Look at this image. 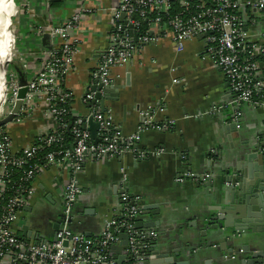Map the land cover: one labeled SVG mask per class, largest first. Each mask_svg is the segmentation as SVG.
I'll list each match as a JSON object with an SVG mask.
<instances>
[{"label": "crops", "instance_id": "crops-1", "mask_svg": "<svg viewBox=\"0 0 264 264\" xmlns=\"http://www.w3.org/2000/svg\"><path fill=\"white\" fill-rule=\"evenodd\" d=\"M23 2L13 66L18 67L27 80L40 70L47 53L41 42L43 34L37 28L48 31L81 7L93 11L83 17L81 32L74 34L80 41V49L73 70L62 85L65 92L72 94L71 116H87L89 111L81 99L92 84V72L108 43L111 28L108 9L114 4L113 0ZM249 30L255 35L256 29ZM207 47L205 39L197 38L178 54L170 38L162 39L156 45L140 46L128 65L116 71L120 75L116 84L123 89L117 91L118 101L107 102L106 106L112 110L115 125L123 133H136L142 125L140 113L145 109L152 111L156 123L172 120L174 126L141 135L136 149L149 153L144 159L125 155L118 159L85 160L84 172L78 178L81 195L74 213V232L97 238L103 220L118 213L120 168L124 167L129 177L128 192L140 196L143 206L154 207L151 210L154 215H144L141 222L159 224L154 228L158 232L155 250L165 253L171 248L180 249L184 252L178 257L182 264L235 262L223 257L229 249L225 239L228 232L209 230L202 236L203 219L221 205L223 186L214 178L218 165H224L223 160L227 163L239 160L246 149L264 141V112L255 104L241 105L236 101ZM259 75L264 80V72ZM174 80L179 84H173ZM231 115L234 120L229 119ZM231 123H235L236 128L226 130ZM6 128L13 149L17 150L28 144L27 135L41 137L55 131L56 125L50 117L42 115L38 106L24 123L9 124ZM155 151L162 152L153 155ZM206 161L214 162V167H210L212 171ZM185 173H209L212 177L206 182L176 183L175 179ZM64 177L62 169L55 168L38 179L36 193L25 206L18 227L27 223L44 235L51 233L48 225L62 203ZM87 210L93 213L86 214ZM253 245L256 244L250 247ZM241 253L242 258L248 254ZM175 258L172 255L174 262Z\"/></svg>", "mask_w": 264, "mask_h": 264}, {"label": "built area", "instance_id": "built-area-1", "mask_svg": "<svg viewBox=\"0 0 264 264\" xmlns=\"http://www.w3.org/2000/svg\"><path fill=\"white\" fill-rule=\"evenodd\" d=\"M113 3L108 9L111 16L108 43L92 72L91 83L97 80L103 88L116 84L120 80L116 71L128 65L140 46L156 45L170 38L180 54L188 42L203 38L208 54L227 79L236 101L255 104L264 112V80L259 75L264 72V0H113ZM92 13L91 9L81 7L48 31L37 28L39 33L49 34L51 51L46 53L40 70L27 80L26 96L11 124L24 123L40 106L42 115L53 120L56 130L43 134L40 145L27 144L14 150L7 125L0 128V264H118V258H123L121 264L156 262L154 242L158 232L136 227L144 214L142 198L128 192L129 177L124 167L120 168L118 213L103 220L100 236L90 238L72 229L75 206L81 195L78 178L84 172L85 160L118 159L125 155L144 159L149 153L136 149L141 135L174 126L172 120L156 123L152 111L145 109L140 113L142 125L136 133L125 134L115 125L111 109L100 113L94 93L88 89L81 100L83 104H91L85 119L91 117L99 124L98 142L94 143L90 133L82 129L84 123L78 118L70 129L73 146L62 148L63 130L69 126L65 119L70 115L67 106L72 98L62 85L72 72L80 49V41L74 34L81 32L83 17ZM144 22L146 31H142ZM249 29H256L255 35ZM7 78L0 120L10 114L19 91L15 73L9 70ZM173 84L179 82L174 80ZM44 147L58 150L47 153L37 165L35 162H40L37 155ZM55 168L62 169L65 175L61 203L64 218L54 242L34 243L21 238L22 226L18 227V222L36 193L38 179ZM11 169L23 171L27 186L19 185L7 196ZM211 177L209 173H185L175 182H206Z\"/></svg>", "mask_w": 264, "mask_h": 264}, {"label": "water", "instance_id": "water-1", "mask_svg": "<svg viewBox=\"0 0 264 264\" xmlns=\"http://www.w3.org/2000/svg\"><path fill=\"white\" fill-rule=\"evenodd\" d=\"M122 18L124 17L122 16ZM134 34L135 33L132 32V37H134L136 41V36ZM49 41V34L47 32L43 33L41 42L47 52L51 51L50 44H48ZM10 62L9 60L6 63L4 71H6ZM11 63L14 69H12V71L17 75L19 91L16 103L10 114L0 120V128L11 124L15 116L19 113L27 93V79L23 76L21 70L18 67H14L13 62ZM4 82H6V75L4 76ZM128 82L127 77L126 85L129 84ZM89 89L94 93V102H98L100 113H104L107 108L106 103L118 101L117 91L123 89V87L114 84L103 88L102 85L98 84L97 80H94ZM85 105L87 108L91 107L89 103ZM78 118H82L84 123L82 129L87 130L94 143H97L99 124L94 122L91 117L88 119H85V116L82 115L80 117H73L67 130L70 131L75 120ZM229 119L234 120V115H231ZM229 127L235 129L236 124L231 123V126L225 127L226 130H229ZM242 154V157L234 162L231 161L227 163L223 160L224 165H218V170L214 171L215 180H219L220 185L223 186L221 205L216 206L213 212L203 219L204 231L201 232V235L205 236L206 232L209 230L222 231L225 234L228 232L227 235H224L225 239L228 240L226 247L229 249L223 253V257L228 261H235L234 263L264 264V141L261 144H256L252 149H246ZM207 156H211V154ZM214 165V162H207L209 171H212L210 167H214ZM208 184L209 182L207 185ZM59 207L60 206L56 208L54 220L48 225L51 227V233L49 235H44L35 231L33 228L29 227V224L24 223L20 228L21 238L33 240L34 243L40 241L54 242L55 234L60 230L64 218L61 207ZM78 207L79 203L76 204L75 209H78ZM153 208L152 206L144 205L143 216H147L148 214L154 215V213L151 212ZM85 213L92 214L93 210H87ZM156 226L158 227L159 224L153 221L149 223L138 222L136 224V227L139 229H154ZM255 235L257 237H255ZM122 237L124 238V236ZM254 243L256 244L253 245L255 247H250ZM241 252L248 254L245 258H242ZM180 253L184 254V252H180L178 248H171L170 251L165 253H160V251L155 250L156 262L154 264H182L178 259ZM172 255L176 257L175 262L172 259ZM122 260L123 258H118L117 263L121 264Z\"/></svg>", "mask_w": 264, "mask_h": 264}, {"label": "bare ground", "instance_id": "bare-ground-1", "mask_svg": "<svg viewBox=\"0 0 264 264\" xmlns=\"http://www.w3.org/2000/svg\"><path fill=\"white\" fill-rule=\"evenodd\" d=\"M14 0H0V104L5 91L4 63L9 60L13 49V39L9 29L12 26Z\"/></svg>", "mask_w": 264, "mask_h": 264}, {"label": "trees", "instance_id": "trees-1", "mask_svg": "<svg viewBox=\"0 0 264 264\" xmlns=\"http://www.w3.org/2000/svg\"><path fill=\"white\" fill-rule=\"evenodd\" d=\"M247 16V18H249V17H251L250 15H246ZM146 24H147V22H144L143 23V25H142V31H146ZM242 57H243V55H242ZM70 105V104H69ZM67 106V110L69 111V112H71L70 110V106ZM85 105V104H84ZM85 107H86V105H85ZM86 109H87V111H89L90 112V110H91V108H87L86 107ZM72 116H71V113H70V115H67L66 117H65V119H66V123L67 124H70L71 123V121H72ZM28 136V138H29V140H28V144H30V145H40L39 143H40V139H41V137H39V136H35V135H32V134H30V135H27ZM63 137H64V140H63V142H62V148L63 147H66V148H71L72 146H73V143H74V138H73V136H72V134H71V132L69 131V130H67V128H65L64 130H63ZM56 150H58V147H49V148H43V149H41L40 151H39V153H38V155H37V159L40 161V162H38V161H36L35 163L37 164V165H39V164H41L42 163V159H43V157L47 154V153H49L50 151H56ZM9 176H10V182H9V184H8V192L6 193L7 194V196H10V195H12L13 194V190L17 187V186H19V185H24V186H27V181L26 180H24V176H23V171L22 170H20V169H11L10 170V172H9Z\"/></svg>", "mask_w": 264, "mask_h": 264}, {"label": "rangeland", "instance_id": "rangeland-1", "mask_svg": "<svg viewBox=\"0 0 264 264\" xmlns=\"http://www.w3.org/2000/svg\"><path fill=\"white\" fill-rule=\"evenodd\" d=\"M14 4H15V7H14V11H13V18H12V26L10 27V29H9V32H10V35H11V37H12V39H13V49H12V53L10 54V57H9V60L11 61V62H13V64H14V60H15V55H14V53H15V49H17V36H18V32H19V30H20V26H19V18H20V13H21V5L22 4H24V2H23V0H14ZM8 60V61H9ZM7 61V62H8ZM7 62H5L4 63V70H5V65H6V63ZM10 62V65L6 68V71H5V75H6V80L8 81V78H7V76H8V71L9 70H11L12 71V69H13V67H12V63ZM12 67V68H11ZM10 68V69H9ZM14 70V69H13ZM6 81V82H7ZM5 82V89L7 90V83ZM7 93V92H6ZM4 96H5V91H4ZM4 96H3V100H2V102H1V104H0V107H1V105H3V101H4ZM0 112L3 114L4 113V111L2 110L1 111V108H0Z\"/></svg>", "mask_w": 264, "mask_h": 264}, {"label": "flooded vegetation", "instance_id": "flooded-vegetation-1", "mask_svg": "<svg viewBox=\"0 0 264 264\" xmlns=\"http://www.w3.org/2000/svg\"><path fill=\"white\" fill-rule=\"evenodd\" d=\"M60 207H61V205H60ZM60 207H59V208H60ZM61 209H62V208H61Z\"/></svg>", "mask_w": 264, "mask_h": 264}]
</instances>
